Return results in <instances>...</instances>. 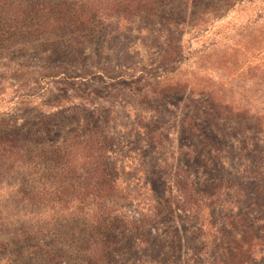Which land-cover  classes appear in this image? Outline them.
Returning <instances> with one entry per match:
<instances>
[{
  "label": "rangeland",
  "instance_id": "1",
  "mask_svg": "<svg viewBox=\"0 0 264 264\" xmlns=\"http://www.w3.org/2000/svg\"><path fill=\"white\" fill-rule=\"evenodd\" d=\"M1 141L0 264H264V0H0Z\"/></svg>",
  "mask_w": 264,
  "mask_h": 264
},
{
  "label": "trees",
  "instance_id": "2",
  "mask_svg": "<svg viewBox=\"0 0 264 264\" xmlns=\"http://www.w3.org/2000/svg\"><path fill=\"white\" fill-rule=\"evenodd\" d=\"M16 13L18 14V16L19 15H21V13H22V10L21 9H17L16 10ZM23 15H24V12H23ZM19 18H21L20 16H19ZM18 24H19V22H18ZM18 24H16V25H18ZM55 24V22L54 21H49V22H47L46 20H44L43 21V23L42 24H40V26H39V29H42V27H44V28H51V29H53V25ZM43 30V29H42ZM6 142L5 141H1L0 142V154L1 153H8L7 151H6V149H8V148H6L5 146H6V144H5ZM4 147H3V146ZM2 146V147H1ZM9 154H11V153H9ZM5 158H7V159H9L10 157H9V155H6V156H4ZM233 249H235L236 250V252H241V251H238V250H241V247L239 246V247H236V246H234V247H232L230 250H229V252H230V254H233L232 253V250Z\"/></svg>",
  "mask_w": 264,
  "mask_h": 264
}]
</instances>
